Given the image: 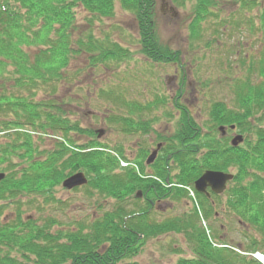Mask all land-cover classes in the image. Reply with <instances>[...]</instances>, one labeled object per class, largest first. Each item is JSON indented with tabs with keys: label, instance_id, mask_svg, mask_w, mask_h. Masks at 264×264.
Here are the masks:
<instances>
[{
	"label": "trees",
	"instance_id": "1",
	"mask_svg": "<svg viewBox=\"0 0 264 264\" xmlns=\"http://www.w3.org/2000/svg\"><path fill=\"white\" fill-rule=\"evenodd\" d=\"M172 2L183 4L184 0ZM117 3L135 15L141 51L150 62L181 60L178 50L168 48L159 39L157 0H0V132H5L0 135V172L5 174L0 180V264H117L137 256L148 239L168 232L184 233L192 244L191 255L180 257L176 264H261L231 248L213 246L196 207L188 216L154 220L149 199L154 200L161 192L170 200L182 201L187 191L165 188L152 177H142L131 166L121 167L120 158L129 160L124 149L110 148L97 137V130L84 128L72 118L83 104L84 87L71 84L86 69L71 71V59L86 53L88 67L97 69L132 58L131 51L109 35L101 38L90 29L74 37L78 9L87 12L92 27L95 21L112 18ZM215 5L216 0H197L191 25L194 38L201 36V24L216 15ZM240 6L248 11L257 9L259 20L264 22V0H243ZM258 64L259 81L252 82L251 71L257 69L250 65L246 79L236 83L235 107L222 100L212 103L205 134L188 108L180 104L183 88L171 97L174 106L180 108L179 121L174 133L159 138L165 146L152 173L169 182L175 179L194 186L207 169L233 170L225 201L223 195L212 194L209 198L196 192L202 214L219 220L220 216H214L221 208L232 222H238L239 232L246 239L231 244L264 252V59ZM178 65L183 68L181 62ZM61 85L75 92L56 97ZM95 93L111 103L104 121L123 133L146 135L159 120L150 115L157 104L128 100L114 89ZM41 94L43 98H39ZM166 100L160 99L159 103ZM167 115L172 117L170 112ZM222 125L228 126L229 132L235 125L244 136L243 143L232 146L230 138L219 137ZM27 127L59 138L53 147H44L46 139L35 138L25 131ZM82 133H88L90 139L76 144L74 135ZM143 146L136 162L148 175L144 162L149 146ZM169 154L173 162L167 160ZM79 171L88 178L81 188L89 197L114 199L110 209L99 202L101 214L77 224L68 222L67 226L52 216L41 221L39 217L23 216L24 207L41 210L37 195L45 203L58 202L54 190ZM25 196L32 198L23 201ZM9 208L15 215L3 217ZM246 226L254 233L248 234ZM210 230L214 238L226 240L222 226L218 231L212 227Z\"/></svg>",
	"mask_w": 264,
	"mask_h": 264
},
{
	"label": "rangeland",
	"instance_id": "2",
	"mask_svg": "<svg viewBox=\"0 0 264 264\" xmlns=\"http://www.w3.org/2000/svg\"><path fill=\"white\" fill-rule=\"evenodd\" d=\"M242 1L216 0L217 8L212 9L216 15L209 16L201 24V36L194 38L191 25L195 18L197 0H184L183 4H174L172 0H157L156 23L159 39L168 48L180 52L179 62L183 68L178 65L179 62L159 64L150 62L141 51L135 15L132 11L121 7L120 3L116 4L112 18H103L102 22L95 21L92 27L86 18L87 12L81 8L78 9L77 30L74 37L84 35L90 29L101 38L109 35L114 42L127 47L132 53V58L125 62L113 63L110 68L99 66L97 69H92L88 67L86 53L73 57L70 61V70L73 72L80 68L86 70L78 75L74 84H71L73 86L80 83L82 85L79 87H84L81 93L83 104L80 109H75V115L72 118L79 120L84 128L103 129L104 132L99 135V139L110 148H123L125 154L131 157L132 146L136 142L143 145L148 143V146L155 147V142L161 141L159 138L175 132L180 108L174 106L171 97L176 96L180 88H183L180 104L188 108L198 126L202 128L203 134L207 133L210 125L208 121L210 106L217 100L224 101L230 107L236 106L234 87L237 82L246 79L247 67L252 65L253 69H257L251 71L252 82L261 79L258 75V65H260L258 63L264 59V22L259 20L257 9L248 11L246 8H241ZM66 86L61 85L58 88L56 97L72 91L71 87ZM102 89H114L134 102L157 104L158 108L150 114L151 117L153 115L159 117L152 131L146 135L142 133L130 135L104 121L103 117L111 103L95 93ZM43 97V94L39 96V98ZM160 99H167L168 102L159 103ZM168 112L172 113V117L167 115ZM26 129L36 131V134L42 133L31 127ZM225 132L228 130L225 129ZM233 134L234 136L242 135L238 130L229 132L230 137ZM48 135L44 137L46 139L44 147L50 148L56 140L52 134ZM75 139H77L76 144L80 145L85 143L86 139L88 141L90 136L78 135ZM159 156H162L161 152L158 158ZM83 173L86 175L85 172ZM54 194L59 201L49 204L45 203L42 196L37 195L36 202L40 204L41 210L24 207L26 211L23 216L39 217V221L52 216L64 225L68 222L77 224L79 220L85 218L92 220V216H98V212L101 214L97 208L99 202L104 203L105 209H110L114 204V199L108 197L102 199L97 195L89 197L81 187L67 189L60 185L54 190ZM222 195L225 201L226 194ZM29 198L32 197L25 196L22 200L27 201ZM195 200V194L192 198L188 197L187 201L156 200L155 210L151 216L157 221L170 217L188 216L197 206ZM221 210L220 208L219 220L204 218L201 226L209 230L212 227L217 231L222 226L226 233L224 242L227 243L236 244L237 241L246 240L239 232L241 227L237 224L238 222H232L231 217L223 214ZM14 213L13 208H9L3 217H13ZM245 228L248 234L254 233L250 226ZM214 239L220 240L219 237ZM190 244L184 233H163L148 239L137 256L123 259L117 264H127L129 261H136L139 264H176L180 257L191 255L192 244Z\"/></svg>",
	"mask_w": 264,
	"mask_h": 264
},
{
	"label": "water",
	"instance_id": "3",
	"mask_svg": "<svg viewBox=\"0 0 264 264\" xmlns=\"http://www.w3.org/2000/svg\"><path fill=\"white\" fill-rule=\"evenodd\" d=\"M103 130H100V135ZM242 135H236L232 139V144L234 146L238 145L242 141ZM159 146L153 153L149 156L147 162L151 163L154 161ZM4 177L3 173H0V180ZM233 178V174L223 172V171H214L207 170L205 171L200 178H198L195 182V187L199 192H205L208 187H210L215 193L220 194L224 192L227 187V182ZM88 181L86 175L83 172L75 173L68 178H66L63 182V185L67 188H73L76 186H80L86 184Z\"/></svg>",
	"mask_w": 264,
	"mask_h": 264
},
{
	"label": "flooded vegetation",
	"instance_id": "4",
	"mask_svg": "<svg viewBox=\"0 0 264 264\" xmlns=\"http://www.w3.org/2000/svg\"><path fill=\"white\" fill-rule=\"evenodd\" d=\"M166 130H167V128H166ZM81 136H86L87 137V133H82L81 134ZM87 141V139L85 140V142ZM145 146H143V144H139V143H135V145L134 146H132V150H131V155H132V158L133 159H135V160H137V156H138V154H140L139 152H141V150L144 148ZM148 148V147H147ZM149 150V152H148V154L152 151V147L151 146H149V148H148ZM139 159H140V157H139ZM138 159V160H139ZM166 162H167V160H166ZM145 166H146V170L148 171V172H152L153 171V169H155V168H153L152 167V165H147V164H145ZM147 177H150V175H148V176H145V178H147ZM150 185L152 186L153 185V183H150ZM147 190V189H146ZM148 191V190H147ZM147 191L145 192L146 193V196H147ZM155 191H156V187H155ZM164 195V194H163ZM163 195H162V193L161 192H159V193H157V195L155 196V199L156 200H165L164 198H163ZM142 196V195H141ZM155 204V203H154ZM154 207V209H155V206H153Z\"/></svg>",
	"mask_w": 264,
	"mask_h": 264
}]
</instances>
